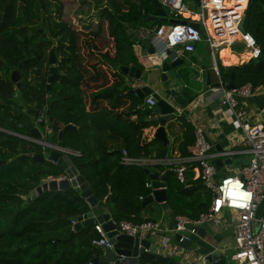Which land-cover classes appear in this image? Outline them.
I'll return each mask as SVG.
<instances>
[{"label":"trees","instance_id":"16d2710c","mask_svg":"<svg viewBox=\"0 0 264 264\" xmlns=\"http://www.w3.org/2000/svg\"><path fill=\"white\" fill-rule=\"evenodd\" d=\"M99 1L104 4L96 15V29L87 27L90 33L84 43L94 51L89 37L97 38L104 22L113 54L101 53L98 63L89 64L79 55V31L63 18V1L0 0V162L22 160L18 174L0 179V264H87L95 258L91 253L96 250L91 246L95 236L78 240L86 231L70 235L71 223L63 219L87 213L88 206L80 195L72 189L46 192L28 202V196L20 192L30 193L42 180L63 174L48 161L32 160V156L49 151L23 138L29 139L33 128L44 131L48 143L79 154L70 159L117 222L155 221V217L142 215L152 202L143 206L140 200L149 196L145 189L148 168L121 163L122 149L138 159L161 149L156 139L143 138V130L151 126L139 109L143 101L129 93L132 79L121 73L122 67L143 70L128 29L146 26L153 6L150 0L140 7L131 5V0H97V4ZM254 1H249L246 10L247 20L253 22L246 32L262 47L264 0ZM52 50L60 73L52 77L47 89V75L34 77L33 82L29 75L44 59L48 68ZM217 66L223 81L234 75L237 88L246 84L255 90L264 88L263 54L239 66ZM14 71L21 76L20 90L10 80ZM127 100L130 105L123 108ZM134 114L137 119L131 121ZM41 115L44 119L37 123ZM69 125L73 127L66 128ZM67 142L76 146L68 147ZM183 188L180 185L175 192L168 191L167 205L178 207L189 219L208 210L210 204L200 197L181 202L185 199L180 194ZM201 190L204 187L198 194Z\"/></svg>","mask_w":264,"mask_h":264},{"label":"built area","instance_id":"2783aa9c","mask_svg":"<svg viewBox=\"0 0 264 264\" xmlns=\"http://www.w3.org/2000/svg\"><path fill=\"white\" fill-rule=\"evenodd\" d=\"M146 0H131L133 6L140 7ZM173 19L182 15L188 16L185 23L163 24L157 27L138 26L128 29L136 42H146L155 51L156 60L164 61L170 54L175 57L172 61L181 58L183 54L193 53L200 42H205L211 50L219 47L238 43L246 52L248 61L257 60L262 54V47L246 30L239 28L242 17L245 15L248 0H234L230 5L228 0H200V10L193 13L188 9L185 0H157ZM242 4L244 6L242 7ZM142 14L144 11L142 10ZM183 21V20H180ZM190 22H197L199 28H195ZM217 71L216 66L213 67ZM217 91V89H211ZM255 89L246 84L234 89H221V106L230 108L236 118L239 119L242 131L240 150L242 154H249V160L232 174L215 180L217 170L213 164L216 158H231L235 151H222L213 154L212 146L206 137L205 130L191 122L194 128V144L191 152L186 157H169L158 159H138L128 156L127 151L122 149L121 163L123 165H157L173 171L177 182L186 187V173L191 170L193 179L199 180L212 196L208 210L193 220L187 217H177L176 224L171 232L173 235L180 234L181 239L186 236H194L196 229L204 223L214 228L220 224V218L224 211L232 213L235 217L233 232L234 253L230 261L236 264H264V211L257 216V211L264 201V124H252L250 118L243 113L236 112L238 99L251 97ZM144 105L147 109L155 107L156 101L152 96L146 97ZM257 118H264V105L255 114ZM44 116L37 119L42 122ZM69 157L79 154L70 149L62 148ZM145 188L152 195L150 182L145 183ZM140 200H143L141 197ZM119 233L130 237H139L143 233L161 231L159 221H145L131 223L120 221L115 223ZM96 236L91 240L93 248L113 250V243L107 237L101 224L93 226ZM160 254L170 256L172 248L169 237L164 236L160 240ZM203 258V257H201ZM121 263L124 257L119 258ZM87 264H94L89 261ZM107 264H115L111 261Z\"/></svg>","mask_w":264,"mask_h":264},{"label":"crops","instance_id":"0c3cea01","mask_svg":"<svg viewBox=\"0 0 264 264\" xmlns=\"http://www.w3.org/2000/svg\"><path fill=\"white\" fill-rule=\"evenodd\" d=\"M153 12H154V8L152 12L149 13L148 17H151L153 15ZM167 18H168L167 23L155 22L154 25L152 26L146 25V27H157L159 26V24L167 25L170 24L169 21L177 20V19H173L170 15H167ZM181 18L182 17H180V19ZM151 48L152 47L146 42L140 43L135 41V45H133V51L138 62L142 66L143 70H141V75L139 80L132 79L131 88L136 89L146 86L149 87L153 91V93L159 95L161 99L165 101H171V100L174 101V106L176 108L175 111L176 117L171 121L169 126L166 127V134L168 137L167 156L186 157L190 154L195 139L194 128L191 124V122L193 121L205 130L206 137L212 146L211 152L213 154L222 151H235L236 154L231 157L232 159H244V161L247 162L249 160L250 155L242 154L240 152L243 146L241 144L242 131L240 129L239 119L236 118L234 112L230 108L221 106L220 104L221 89H226V85L229 83V79L226 81L222 80L217 66L219 64L222 67L227 68V67L239 66L248 63L249 61L247 54L245 51L242 50L241 46L238 43L228 44L219 47L215 51V50H211V48L205 42L198 43L193 53L183 54L181 56L180 59H183L185 62H188L189 66L183 67V69L180 72L181 73L180 77L176 81L170 79V84L168 87H164V85L161 83L160 79L158 78V71H156L152 67V63L156 60V56H155V51L153 53L150 50ZM231 57H235L236 61L231 62ZM214 66H216L217 71L214 70L213 68ZM207 75L209 76L208 84L206 82ZM152 77L154 78L152 79ZM216 85H221V87H217ZM211 89H217V91H212ZM127 101H126V105L123 108L130 105V101L128 102ZM144 102L145 100H143V105L140 106L139 109L140 111L145 112V121H146V119L148 118L146 111L148 109L144 105ZM263 105H264V88H261L255 90L253 95L247 99H238V105L235 110L236 112L238 111L240 113H243L246 117L250 118V122L252 124H256V123L264 124V118L255 117V114L259 111V109ZM136 119H137L136 114L130 117L131 121H135ZM150 125L151 126L149 128L143 130V138L146 139L147 141L153 138L154 131L158 127V125H153L151 123ZM161 148H162V144H161ZM154 155L155 153L148 158H142V159H151L155 157ZM144 167H147L148 170H150V172L152 173L158 172L159 174H163L166 170H170L164 167L161 169L157 165H147ZM233 172L234 171L231 168L225 167L224 169L217 171L215 175V180L217 181L226 175L232 174ZM193 175L194 173L191 170L187 171L186 184H185L186 187L196 186L201 183L199 180L193 179ZM180 185L181 184L177 182L174 173L170 175L167 183V189H168L167 195L169 190L175 192L176 187ZM200 188L194 190L190 197L185 196V199L181 202L187 203V202L197 201L198 197H200L202 202L206 201L210 204L212 200L211 193L204 188L205 190H201L198 194L197 191ZM167 206H168L167 210H162V208L157 203L152 202V205L142 212V215L144 217H151L149 213L153 212L155 215V218H153V220L159 221L161 223L160 232L157 233L148 232V233H143L139 236L142 239L149 240L151 244L157 245L156 249L158 253L160 252L159 250L160 240L164 236L169 237L171 248H174L176 246L174 242V235L171 232V230H173L175 227L177 217L186 216V214H184L182 210L180 211L178 207L174 209L173 206L170 205ZM174 210H177L178 213H176ZM263 211H264V201L261 203L257 211V216L261 215ZM87 212H95V214L105 213L108 214L113 221L117 222L112 216V214L109 212V210L106 208L104 200L98 201V206L95 209H90L88 207ZM226 214H228L230 220L225 219ZM235 220L236 217L232 213L228 211H224L219 220L220 224L218 226H214V228L211 226L212 229L216 232V234H219L218 239L214 240L208 235L203 239V241L199 240L198 238H195L196 242L201 244L200 245L201 247L199 246V249L197 251L198 256L203 257L213 248L222 249L225 247L226 249L230 248L234 251L235 245L233 239V232H234ZM70 223L72 229L73 223L72 222ZM83 231H86V233H84ZM79 232H83V233L80 234L78 240L89 238L92 235L96 236V233L93 231V227L83 228ZM228 235H231L232 248L228 243H226L225 237ZM191 237L193 238L194 236ZM91 253H92V257H97L102 255V252L99 251L98 249L93 250ZM141 263L157 264V262H151V261L138 262V264ZM182 264H187V263H182Z\"/></svg>","mask_w":264,"mask_h":264},{"label":"water","instance_id":"95a60500","mask_svg":"<svg viewBox=\"0 0 264 264\" xmlns=\"http://www.w3.org/2000/svg\"><path fill=\"white\" fill-rule=\"evenodd\" d=\"M154 8L153 15L147 18L150 22H163L167 23V11L160 5L157 0H150ZM195 2L196 10H200V0H193ZM247 20V16L242 17L240 23V30L245 31L244 24ZM185 23V21L171 20L170 24ZM195 28H199L197 22H190ZM153 53L154 50L150 49ZM262 54L264 55V45L262 46ZM175 57L174 54H170L164 61L159 62L155 60L152 63L153 69L158 71V78L164 87H168L170 84V79L176 81L180 77V72L184 66H189L188 62L183 59H176L172 61ZM58 60L55 52L52 50L49 55L48 70L46 86L47 89L50 88V82L53 76L59 74ZM121 73L131 79L139 80L141 75V70L136 67H122ZM154 77H152L153 79ZM234 75H230L229 83L226 85V89H234L233 84ZM10 80L16 85L18 90L21 89V76L18 71H14L10 75ZM206 82H209V76L206 77ZM221 87V85H216ZM129 93L135 94L140 101H143L146 97L152 96L156 101L155 107L148 109L146 114L148 118L147 123L153 125H158L154 131L153 138L162 144V148L155 153V157L158 159H164L168 153V137L166 134V127L169 126L171 121L176 117L174 106V101H165L160 98L159 95L153 93L149 87H141L132 89ZM73 127L72 125L66 128ZM62 131L59 132V138ZM44 135L39 132L37 128H33L30 132V139L41 140ZM47 138V136L45 137ZM45 148H48L46 156L44 154H37L32 156V160L36 161H48L54 164L62 171L61 176H53L42 180L39 185L30 193L27 191H20L22 196H28V202H31L37 196H40L46 192H67L70 189L74 190L81 198L84 199L85 203L90 209H95L98 206V200L92 193L86 179L78 172L74 166L70 157L65 154L62 147L54 144L44 143ZM5 163V162H0ZM213 164L217 171L229 167L232 170L239 169L244 164V159H232V158H216L213 160ZM146 174L148 175L150 186L152 189V195L144 198L142 200V205L149 204L151 202L157 203L162 210H167V183L170 175L173 174L172 170H166L163 174L158 172H150L146 169ZM203 187L200 183L196 186L184 187L180 194L186 197H190L194 190ZM97 213V212H96ZM64 220L73 223V227L70 231V235L81 231L83 228L93 227L95 224H101L103 230L107 233V237L113 243V250L97 248L102 252V255L92 259L94 264H107L114 261L115 264H138L139 261H151L160 264H236V262L230 261V257L227 255V249L224 247L222 249H212L203 258L198 256V249L201 244L197 243L195 238L202 240L208 235L212 239H218L219 234L212 229V227L204 223L196 229L194 237L186 236L180 241L181 235H174L175 247L172 248V254L170 256H163L157 252V245L151 244L147 239H142L140 237H130L125 234H121L115 225V221L111 219L108 214L100 213L95 214V212H87L82 215H77L73 217L63 218ZM201 247V246H200ZM120 257H124L125 261L121 263ZM176 258V259H175ZM54 264V263H51Z\"/></svg>","mask_w":264,"mask_h":264},{"label":"rangeland","instance_id":"374dc122","mask_svg":"<svg viewBox=\"0 0 264 264\" xmlns=\"http://www.w3.org/2000/svg\"><path fill=\"white\" fill-rule=\"evenodd\" d=\"M61 1H63L64 5H65L63 18L67 22H70L71 25H74L76 27V30L79 31V33H80L79 38H78V46H79V55L81 57L82 62L83 63H89V64H93V63L96 64L100 61V55H102L101 53L108 52L110 55H112L113 54L112 41L107 36L106 28L104 27V22L102 23V32L100 33V35L97 38L94 36L89 37L90 41L92 42V44L94 46V51L92 52L91 51L92 47L90 48L84 43L86 40L88 41L87 35H88V32L90 31V30H87V27H90L88 29H91V27H92V29H94V28L96 29V25L94 24L95 22H97L96 21V19H97L96 15L98 14L99 9L102 8V5L104 3L102 4L101 1H99V4H97V0H61ZM233 1L234 0H232V2ZM249 1L252 2L254 0H248V2ZM244 2L245 1L243 0V3ZM254 3H255V1H254ZM81 4H83V5H81ZM185 4L189 10H191L195 13L197 12L196 7H195V2L193 0H185ZM242 5H244V4H242ZM52 11H53V9H52ZM167 12H168V10H167ZM180 17H182V18L180 19ZM180 17H178L179 20H183V21L188 20L186 15H182ZM250 22H252V21H250ZM250 22H249V20H246V22L244 24L245 30L248 28V26L250 24L253 23V22L252 23H250ZM89 24H91V26H88ZM154 24H155V22H150V21L146 22V25H148V26H152ZM84 35H86V36H84ZM47 70H48V68H47V65H46L45 59H44V60H42V63L38 67L37 71H32L30 73L29 78L33 82L34 77H36V78H38V76L45 77V75H47ZM33 72H38V74L33 73ZM21 74H22V72H21ZM22 80H23V74H22ZM88 89L86 88L85 90L88 91ZM41 133L44 135V131H42ZM23 138L29 140L27 137H23ZM29 141L35 143V145H38L39 147L42 146V148L44 150L46 149L45 147H43L44 143H48L47 138H42L41 140L30 139ZM50 144H52V143H50ZM66 145L68 147H71V148L76 146L74 143H71V142H67ZM44 152H45V156H46L47 151H44ZM4 161H1V162H4ZM21 161L22 160L17 159V160L11 161V162L5 161V163H1V165H0V179L5 178L6 180H8V179H11V177H13L14 175L18 174L19 171L22 170L21 169ZM46 166H48L47 167L48 170H52V166L47 165V164H46ZM50 178H52V177H50ZM149 215L151 217H155L153 212H150ZM225 219L230 220V217L228 216V214L225 215ZM225 239H226V243H228L232 248L231 235L226 236ZM226 252H227V255L229 257L234 253V251L230 248H227Z\"/></svg>","mask_w":264,"mask_h":264},{"label":"bare ground","instance_id":"6f19581e","mask_svg":"<svg viewBox=\"0 0 264 264\" xmlns=\"http://www.w3.org/2000/svg\"><path fill=\"white\" fill-rule=\"evenodd\" d=\"M229 2H228V4L230 5L231 4V2H232V0H228Z\"/></svg>","mask_w":264,"mask_h":264}]
</instances>
